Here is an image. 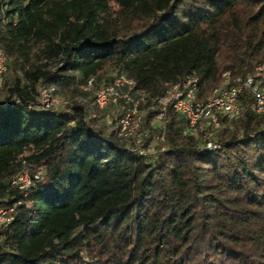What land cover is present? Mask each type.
Returning a JSON list of instances; mask_svg holds the SVG:
<instances>
[{
  "label": "trees",
  "instance_id": "obj_1",
  "mask_svg": "<svg viewBox=\"0 0 264 264\" xmlns=\"http://www.w3.org/2000/svg\"><path fill=\"white\" fill-rule=\"evenodd\" d=\"M0 19L4 77L14 73L0 99V207L15 209L0 264H264V116L250 99L214 151L169 112L153 160L88 119L87 104L28 107L41 83L81 97L76 84L108 67L150 97L187 75L201 98L222 72L255 75L264 0H0ZM20 156L44 167L26 198L10 186Z\"/></svg>",
  "mask_w": 264,
  "mask_h": 264
},
{
  "label": "built area",
  "instance_id": "obj_2",
  "mask_svg": "<svg viewBox=\"0 0 264 264\" xmlns=\"http://www.w3.org/2000/svg\"><path fill=\"white\" fill-rule=\"evenodd\" d=\"M8 68L9 59L0 47V87ZM221 79L220 84L203 98L199 96V82L194 75L184 76L176 83H165L162 94L150 97L132 79L117 70L107 82H99L96 77L78 82L76 87L84 96L73 100L61 98L54 84L43 82L38 87L36 103L28 107L54 112L71 101L87 104L88 119L124 143L129 152L153 160L165 151L162 145L166 142L169 112L182 119L183 136H195L201 131L203 140L198 148L202 151L219 149L218 143L208 136L242 119L247 105L244 100L250 99L253 113L264 116V70L261 67L256 69L255 75L245 78H233L225 71ZM19 102L15 99L14 105ZM149 116L151 119L148 121ZM24 157L17 158L21 168L11 178L10 186L26 198L42 180L44 167L34 170L32 163ZM14 213L13 206L0 207V227L10 225Z\"/></svg>",
  "mask_w": 264,
  "mask_h": 264
},
{
  "label": "rangeland",
  "instance_id": "obj_3",
  "mask_svg": "<svg viewBox=\"0 0 264 264\" xmlns=\"http://www.w3.org/2000/svg\"><path fill=\"white\" fill-rule=\"evenodd\" d=\"M36 53H37V49L34 48L32 50V55L34 56ZM56 66L57 65L55 63H52V68H55ZM116 71H117V69L114 67L105 68V70L99 75L98 81L99 82H107L110 79V76L112 74H114ZM13 78H14V73H13L12 69H10V73L6 77L3 78V83L0 87V99L1 100L6 96L7 88L9 87L10 83L13 81ZM58 95L61 98L67 99V100H71V99H74L75 97H78V93L75 91V89L73 88L72 85L68 86V87L58 86ZM216 134H218V133H212L211 135L208 136V138L212 139L213 141H215L217 143V141H216L217 135ZM195 136L198 138L199 144H201L202 140H203L201 137V131H199ZM162 146L166 149V145H162ZM31 153H32V151L28 150V151H26L25 156H27Z\"/></svg>",
  "mask_w": 264,
  "mask_h": 264
}]
</instances>
